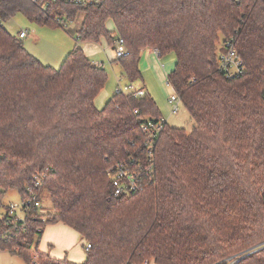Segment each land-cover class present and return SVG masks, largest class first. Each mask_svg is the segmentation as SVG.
<instances>
[{
    "label": "trees",
    "instance_id": "16d2710c",
    "mask_svg": "<svg viewBox=\"0 0 264 264\" xmlns=\"http://www.w3.org/2000/svg\"><path fill=\"white\" fill-rule=\"evenodd\" d=\"M19 12L62 28L85 13L59 69L5 28ZM118 38L130 83L142 79V50L175 55L167 81L194 121L191 132L166 123L151 173L142 127L163 119L156 101L118 88L98 108L108 73L79 45ZM228 41L243 68L232 79L219 65ZM130 158L143 165L141 187L117 196L110 170ZM0 189L19 191L25 215L0 216V252L27 264H77L39 250L57 223L91 244L80 264H232L263 247L264 0H0ZM29 190L39 202L49 194L45 220L25 204ZM236 264H264V249Z\"/></svg>",
    "mask_w": 264,
    "mask_h": 264
},
{
    "label": "rangeland",
    "instance_id": "374dc122",
    "mask_svg": "<svg viewBox=\"0 0 264 264\" xmlns=\"http://www.w3.org/2000/svg\"><path fill=\"white\" fill-rule=\"evenodd\" d=\"M84 18L85 13L82 12L75 21L69 22L67 26L63 28L57 26L51 27L39 25L19 12L5 22L4 26L9 33L16 38H19V33L21 31L30 32L27 38H20L24 47L38 60L42 61L44 65L54 66V68L59 69L65 59V55L74 49L75 39L78 36L77 31L81 28ZM79 45L83 47V44L79 43ZM95 51L93 47V52ZM94 56L95 61L103 65L108 73V81L105 88L96 99L98 108L102 109L108 102V99L117 92L119 83H121L123 89L129 86H133L135 89L144 88L156 101L162 118L170 127L186 129L189 132L194 129V121L191 119L188 111L182 106L179 113L173 114L172 105L169 103L171 96H175L176 94L167 81V76L176 62L173 53L162 58L154 54L152 49L143 53L139 64L142 72V79H139L135 83H130L123 73L121 65L116 63L117 59L114 50H110L108 47L102 48L101 52L97 53L96 51ZM162 66H164V69ZM23 206L24 202L18 190H12L0 196V216L6 214L8 207H15L18 219H24ZM41 209L44 214V220L46 219L45 215L53 211L51 199L46 191H44L42 195ZM41 238V244H39V250L41 252H45L43 251V246H46L47 250L55 249L52 244L44 240L42 236ZM79 250L85 249L79 244ZM2 253L0 264H27L19 256H11L6 252Z\"/></svg>",
    "mask_w": 264,
    "mask_h": 264
},
{
    "label": "built area",
    "instance_id": "2783aa9c",
    "mask_svg": "<svg viewBox=\"0 0 264 264\" xmlns=\"http://www.w3.org/2000/svg\"><path fill=\"white\" fill-rule=\"evenodd\" d=\"M61 1L65 3H89L91 4L93 0H54ZM29 35L28 31H21L19 33V38L24 39ZM115 57L117 60L127 57L129 55L125 42L122 38H118L114 43ZM220 71L223 72L227 78L232 79L236 76H239L243 72L242 61L239 58L236 49L231 41H228L224 45V50L221 52L219 57ZM119 90H124L126 93L134 94L136 97H143L145 91L141 89H135L133 86H129L125 89L119 87ZM169 103L172 105V113H179L181 107L183 106L182 99L178 94L171 96ZM165 120H160L157 122L148 121L144 123L142 130L144 136L143 148L145 151V157L149 164V167L145 168V173L152 172V162L154 158V151L156 148L157 141L163 132L165 125ZM142 171L143 165L138 162L135 158H130L128 162H123L116 165L110 170L109 176L112 182V185L115 189V194L117 196H129L134 192H137L141 187L142 181ZM35 186H40V180L36 176ZM30 191V190H29ZM37 194L30 191V195L25 200L26 205L34 204L36 207L41 206V202L37 199ZM24 212V209H23ZM9 215L12 217H17L15 212V207H10ZM18 218V217H17ZM23 220V219H21ZM91 244H86L85 249L88 251L91 249ZM233 259H230V261ZM236 261V259H235ZM235 261L232 264H235ZM34 264V263H32ZM145 264H150L145 262Z\"/></svg>",
    "mask_w": 264,
    "mask_h": 264
},
{
    "label": "crops",
    "instance_id": "0c3cea01",
    "mask_svg": "<svg viewBox=\"0 0 264 264\" xmlns=\"http://www.w3.org/2000/svg\"><path fill=\"white\" fill-rule=\"evenodd\" d=\"M109 28L111 30L114 29L113 23L109 24ZM79 30L80 29H78L77 33L79 32ZM76 39H75V46H76ZM75 46H74V48H75ZM93 47L95 48L97 53L101 52L102 48L108 47L110 50L111 49L114 50V47L108 46L106 43H102L99 45L83 44L82 48L85 51L86 55L92 60V62L95 65L103 66V65H100L99 63H97L95 61L94 54L96 51L93 52ZM147 50H150V48L142 50L141 55L143 53H145ZM152 50L154 51V54L159 56L158 51L156 49H152ZM66 56H67V54L65 55V57ZM175 65H176V62H175ZM175 65H174L173 69L170 71V73L174 70ZM162 68L164 69V66H162ZM118 85H121V83H119ZM42 237L44 240H47L48 243L52 244V246L55 248L54 250H47L46 246L42 245L43 251H45L46 253L50 252L48 254H50L53 258H56L58 260H69V261H71L73 263H77V264L85 262L87 250L85 249V247H84L85 250H79V244L82 245V247L84 244H82L83 241L80 239V235L75 230H73L72 228H70V227H68L62 223L52 224V225H49L46 227V229L43 232ZM80 240H81V242H80ZM39 244H41V240H40ZM2 254L3 253L0 252V257ZM8 254L12 256V254H10V253H8Z\"/></svg>",
    "mask_w": 264,
    "mask_h": 264
},
{
    "label": "water",
    "instance_id": "95a60500",
    "mask_svg": "<svg viewBox=\"0 0 264 264\" xmlns=\"http://www.w3.org/2000/svg\"><path fill=\"white\" fill-rule=\"evenodd\" d=\"M262 249H264V246L261 247V248H259V249H257V250H255V251H252V252H250V253L242 254V255L237 256V257H234V258H232V259H236V261H235V264H236V263L240 262L241 260H243V259H244L245 257H247L248 255H251V254L255 253L256 251H259V250H262Z\"/></svg>",
    "mask_w": 264,
    "mask_h": 264
}]
</instances>
